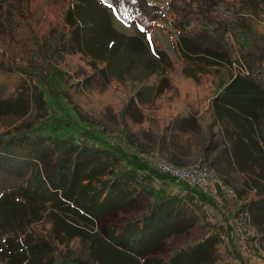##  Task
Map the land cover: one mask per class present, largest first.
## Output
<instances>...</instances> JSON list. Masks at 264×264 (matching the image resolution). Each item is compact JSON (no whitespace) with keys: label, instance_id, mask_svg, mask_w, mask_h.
Masks as SVG:
<instances>
[{"label":"trees","instance_id":"obj_1","mask_svg":"<svg viewBox=\"0 0 264 264\" xmlns=\"http://www.w3.org/2000/svg\"><path fill=\"white\" fill-rule=\"evenodd\" d=\"M32 1L0 0V202L5 200L10 204L8 208L12 212L9 218L1 214L3 262L70 264L67 253L80 251L78 254L86 255V264H111L102 256L103 251L112 249L128 253L136 264H143L142 259H147L148 264H247L237 249L236 230L227 216L232 210L227 209L223 217L213 222L217 214L209 210L217 204L206 192L179 182L182 191L162 194L154 182L176 179L144 160H135L122 146L97 135L93 136L97 142L92 145L55 135L47 131L52 127L48 119L41 124L26 125L22 121L31 113L33 103L42 99L38 81L47 85L49 80L62 78V70L55 62L62 54H81L96 65L100 59H93L90 54L105 51L109 58L104 60L105 70L116 75L112 71L114 62L141 41L138 38L134 41L117 30L113 15L127 26L136 25L147 33L157 27L176 33L177 51L185 62L183 80L200 82L207 69L224 71L222 66L230 67L233 62L244 60L242 65L246 69L230 73L229 80L222 84L223 91L207 110L211 117L209 125L201 126L204 116L199 113L196 117L188 116L198 125L196 132L190 130L193 127L175 125L179 115L170 116L160 122L157 134L153 132L156 140L151 147L159 156L179 165L206 163L216 171L225 172L243 199L253 193L236 212L239 217L247 215L260 232L264 245V164L257 153L261 146L245 124L247 119L259 121L264 115V59L240 42L243 30L240 22L202 13L201 0H165L164 3L94 0L102 7L109 32L116 37L113 44L105 47L99 44L101 38L95 30L83 33L85 27L80 22L83 14L78 19L74 17V8L83 0H56L53 9L56 31L48 37L37 32L30 8ZM200 16V23L189 25ZM232 35L241 44L238 48L230 41ZM137 45L143 47L142 42ZM171 63L167 57L168 66ZM167 81L169 77L162 81L156 95L165 92L163 85ZM133 99L124 100L127 102L119 112L107 108L103 117L113 120L112 111L116 122L132 131L126 118L134 105ZM96 119L104 123L103 118ZM208 128L213 138L210 143ZM200 138L206 140L205 145ZM247 185L251 186L249 190L245 189ZM139 203L142 206L132 216H125L118 223L108 222L112 214L120 218V211L131 214ZM105 220L108 225L104 231L99 230V222ZM48 223L56 253H51L49 262L39 263L42 255L51 250L44 245L40 249L42 242L27 240L26 235ZM193 230L200 234L197 240L182 245L169 256L151 258L158 246ZM220 245L227 255L218 252ZM63 248L67 250L64 252ZM75 258L81 260V256Z\"/></svg>","mask_w":264,"mask_h":264},{"label":"rangeland","instance_id":"obj_2","mask_svg":"<svg viewBox=\"0 0 264 264\" xmlns=\"http://www.w3.org/2000/svg\"><path fill=\"white\" fill-rule=\"evenodd\" d=\"M154 1L158 3L165 2V0ZM201 1L200 9L202 13L214 15L217 18L238 20L240 22V28L243 29L239 35L240 42H243L255 56L264 59V0ZM55 2L56 0H33L30 4L37 32L42 36L48 37L56 31L54 26L55 15L53 11ZM74 9V17L78 19L80 14L84 16V19L82 18V20H80L82 27H85L83 33H86L88 30V33H90L91 30H93L94 33L95 30L96 36L101 38L99 44L105 47L114 43L113 37L116 39L115 34L109 32L110 25L107 22L104 12L101 10L102 7L94 0H83ZM236 14L239 15L240 19ZM200 19H202V16L195 20L192 19L193 21H191L189 25H197L201 22ZM166 24L169 28H172L171 23L167 22ZM113 26L117 30L124 32L122 34L126 36L127 34L134 35L138 32L135 28H132L134 26H127L117 17H113ZM211 28H213V25H211ZM155 36L160 40L159 42L163 50H165L168 55H178V53L176 54L175 52L177 50L175 34L172 32H168L167 34L161 29H157L155 31ZM230 41L237 48L241 45L234 35H232ZM99 49L100 46L97 48V52ZM120 54L121 53H119V55ZM123 54H125V57L119 60L125 62L126 51L123 52ZM90 55L93 59L98 57L100 63L95 65L90 62L91 59L89 57L81 54H62L59 59H56L57 68L62 70L60 71L62 72L60 73L62 78L59 77L49 80L47 85L44 82L38 81V92L42 99L33 103L31 113L23 118L22 121L26 122V125H28L34 123L41 124L43 120L48 119L49 127L52 126L47 130L48 132H52L61 137L73 138L82 144H95L97 141L93 136L97 135L100 138H105L112 143L122 146L135 160H144L157 169H159V164L162 161H170L179 165L168 158L159 156L151 147L156 140L153 132L156 134L158 133L160 122L168 120L170 116L174 117L177 115H179L178 121H180L184 115H189V112H191L192 115L199 113L202 117L204 116L200 121L202 127L209 125L211 117L207 114V110L210 108L215 95H217V92L221 89L222 84L229 80L230 73L236 74L246 69L242 65L244 60L240 63L233 62L230 67L222 66L221 69L224 71H214L213 67L211 70H206L209 74L205 73L201 77L200 82L191 81L189 79L183 80V76L180 78V72H168L169 81L164 85L166 88L165 92L156 95L151 102L143 104L136 95L141 88V84L125 79L123 81L114 80L112 73L110 75L108 71L105 70L106 64L104 60L109 59L106 58L108 55L107 52L101 51L96 53L95 51ZM17 62L20 63V59H18ZM131 97L134 98V105H132L131 113L128 114L126 118L127 127L132 130L129 131L128 129H123V126L116 122L115 113L113 112H119L124 102H127L124 100ZM194 107H196L197 110L194 109ZM107 108L113 111H111V118H113L111 121L105 119L102 115L107 111ZM175 109L177 112L173 111ZM96 117L103 118L102 120L104 123H98ZM178 121L175 125L180 128ZM245 124L250 128L252 136L261 146V151L257 153L260 155L259 158L262 161L261 163L264 164V115L259 121L247 119L245 120ZM189 127H193L190 130L198 132V125H189L185 128ZM218 128L219 127L216 128V132ZM204 134L205 133H203V135ZM206 134L208 135L207 142H209V140L211 142L213 138L211 137L210 128H208ZM200 141L201 144L204 143L205 145V139L200 138ZM198 164L202 165V168L209 172L206 178L208 181V189L206 191L201 185H196L194 187L200 191L206 192L210 197L214 198L217 205L211 206L209 210L211 213L217 214L213 217V222H216L220 216L223 217V213L227 212V209L232 210L227 216L233 223L234 231L236 230L235 244L242 258H245L247 264H264V245L259 237L260 232L248 221L247 215L239 217V213L236 212L239 209V205H242L245 200L253 197V193H248L246 195L248 196L247 199H243V197H240L238 189L233 186V182L230 181L227 174L222 171H216L209 164H201L198 162L179 166L199 167ZM154 186L158 191H161L162 194L180 192L183 190L179 182L172 180L156 181L154 182ZM250 187V185H247L245 189L249 190ZM9 205L10 204H7L5 200L0 202L1 223H3L1 214L7 218L11 217L12 212L11 209L8 208ZM140 206H142L141 203L138 204V207L135 208L131 214L129 213L130 215L125 214V211H120V218L117 217L116 214H112L107 218L109 220L108 222L118 223L122 219H125V216H132ZM214 207L221 208V210L214 209ZM107 225L105 220L99 222L98 228L104 231ZM49 228V223L46 224V226H38L33 230V233H28L26 235L27 237L25 236L27 240H40L42 242L40 249L44 245L51 250L49 253H44V255H42V258L39 259L40 261H37L39 263H41L42 260L44 262H49L51 253L56 251V247H54L55 241H53V243L49 237ZM199 236L200 234H196L194 230L174 236L168 240L166 244L158 246L153 251L151 258L154 256H169L174 253L175 249L197 240ZM254 236L256 238H253ZM225 243H227V240H225ZM45 244L49 245L47 246ZM223 248V245H220L218 252H221L224 256L227 255V253ZM66 250V248H63L64 252ZM102 250H104L103 247ZM109 250L110 251H103L104 256H102V258L105 262L111 264H136L135 259L128 253L117 252L112 249ZM78 253L81 252L67 253L71 258L70 264H86V255H80ZM77 256H81L80 261L75 258ZM142 263L148 264V260L142 259ZM0 264L6 263L0 258ZM42 264L44 263L42 262ZM56 264H60V262Z\"/></svg>","mask_w":264,"mask_h":264},{"label":"crops","instance_id":"obj_3","mask_svg":"<svg viewBox=\"0 0 264 264\" xmlns=\"http://www.w3.org/2000/svg\"><path fill=\"white\" fill-rule=\"evenodd\" d=\"M113 15V14H112ZM113 17H116L113 15ZM134 26V27H132ZM130 27L135 28L138 32L134 35H128L127 37L132 38V40L136 41L137 38L142 42L143 47L140 48L137 44H141V42L135 43L133 46L136 49L129 50L126 54L125 62L123 60H117L113 64V73L116 75L113 76L114 80H129L132 82H137L141 84V88L136 93L137 96H141L143 98V104H147L154 100L157 92H159L158 88L162 87L163 80L166 77L168 78L169 73H179L180 78H182L183 68L185 66L184 60L178 55H168V53L163 50L162 45L160 44V40H158L155 36V31L157 29H161L164 33L168 34L167 29H163L157 27L153 29L150 33L141 31V29L136 25H130ZM121 32V31H120ZM124 33V32H121ZM176 39H177V34ZM136 38V39H135ZM176 54L178 51H175ZM162 57V58H161ZM167 57L172 60V65L167 64ZM209 74V73H206ZM166 84V83H164ZM164 90L166 89L163 85ZM223 87L217 92V95L223 91ZM158 90V91H157ZM141 92V93H140ZM215 95L214 99L217 97ZM213 99V101H214ZM212 101V104H213ZM211 104V106H212ZM172 111V110H171ZM177 112V110H173ZM188 114L184 115L179 121V126H189L193 124V118H188ZM196 117V115H192Z\"/></svg>","mask_w":264,"mask_h":264},{"label":"built area","instance_id":"obj_4","mask_svg":"<svg viewBox=\"0 0 264 264\" xmlns=\"http://www.w3.org/2000/svg\"><path fill=\"white\" fill-rule=\"evenodd\" d=\"M161 172L171 175L177 182H187L193 186L201 185L208 189L207 176L209 172L202 167H184L170 161H162L159 164Z\"/></svg>","mask_w":264,"mask_h":264},{"label":"snow or ice","instance_id":"obj_5","mask_svg":"<svg viewBox=\"0 0 264 264\" xmlns=\"http://www.w3.org/2000/svg\"><path fill=\"white\" fill-rule=\"evenodd\" d=\"M141 31H143V29H141Z\"/></svg>","mask_w":264,"mask_h":264}]
</instances>
